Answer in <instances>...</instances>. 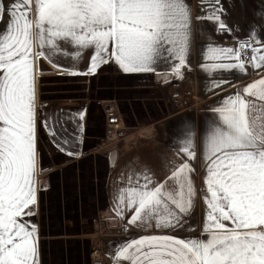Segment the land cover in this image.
I'll use <instances>...</instances> for the list:
<instances>
[{"label": "snow or ice", "instance_id": "6c2138e0", "mask_svg": "<svg viewBox=\"0 0 264 264\" xmlns=\"http://www.w3.org/2000/svg\"><path fill=\"white\" fill-rule=\"evenodd\" d=\"M4 12L0 4V18ZM8 14L0 32V264H36V228L23 220L36 201V61L57 66V54L81 59L90 50L87 71L71 75L94 74L113 58L124 72L142 73L167 56L179 62L173 68L180 76L190 13L184 0H14ZM246 47L210 48V59L236 61L210 67L243 71ZM260 51L252 47L257 68L264 66ZM216 111L220 126L207 137L204 161L207 239L146 236L124 243L113 254L116 264H264V78ZM184 151L194 158L191 142ZM192 170L188 164L175 169L173 184L121 191L117 214L127 209L133 213L128 223L176 228L194 204Z\"/></svg>", "mask_w": 264, "mask_h": 264}, {"label": "crops", "instance_id": "0c3cea01", "mask_svg": "<svg viewBox=\"0 0 264 264\" xmlns=\"http://www.w3.org/2000/svg\"><path fill=\"white\" fill-rule=\"evenodd\" d=\"M14 0H0L5 12L0 18V32H4L9 23L8 9ZM189 9V48L185 55V67L191 70L180 84L187 96L177 99L166 97L168 113L151 126L126 130V139L117 150V159L109 169L106 181L107 207L118 222L128 229V234L120 238L102 240V251L109 264H116L114 253L121 246L146 236L170 235L180 239H204L203 231L206 218V189L204 167L206 142L213 128L220 126L217 108L223 102L245 86L264 78V66L255 67L252 57L241 61L245 67L216 68L210 66L218 63L231 64L232 59L212 60L210 48L239 49L240 44L247 42L251 47L260 49L264 54V0H184ZM215 14L219 20L208 19ZM224 27L221 28L220 24ZM68 50V49H65ZM76 49H71L75 51ZM94 53L84 51L81 59H72L57 54L53 65L47 58L43 62L54 70L53 73H39L38 60L35 64L36 74V174L35 194L39 176V155L41 143H46L57 154L66 159H80L84 154L85 142L89 132L91 101L79 92L77 85L69 79L88 75H71L70 72L84 73L90 66ZM179 62L174 58H160L153 66L154 71L134 73L154 77L159 73L174 74L173 65ZM105 66L114 67L115 71L123 70L115 63L114 58L101 64L95 73ZM94 73V74H95ZM177 76V75H176ZM171 84L169 90H175ZM129 130V131H128ZM54 133V134H53ZM191 142L194 158L184 151L185 145ZM71 153V154H69ZM188 164L193 169L188 175L193 182L196 195L191 210L182 218L174 229H159L153 226H137L128 223L132 212L125 209L118 215L115 197L130 187H139L149 183V188L159 184H173L172 172ZM25 221V219L23 218ZM31 227V225L29 224ZM36 240V264L41 262L40 242ZM120 264H129L121 260Z\"/></svg>", "mask_w": 264, "mask_h": 264}, {"label": "rangeland", "instance_id": "374dc122", "mask_svg": "<svg viewBox=\"0 0 264 264\" xmlns=\"http://www.w3.org/2000/svg\"><path fill=\"white\" fill-rule=\"evenodd\" d=\"M69 80L91 101L89 132L80 159H66L41 143L38 179H46L47 187L37 185L36 201L30 206L33 214L23 217L36 228L40 264H91L93 248L99 247L103 255L102 240L120 238L112 235L100 218L108 209L106 181L112 150L99 148L102 118L92 101L115 100L127 129L134 131L151 126L168 113L167 96H187L185 89L180 90L177 76L159 84L154 77L118 72L112 66ZM171 84L173 91L169 90Z\"/></svg>", "mask_w": 264, "mask_h": 264}, {"label": "built area", "instance_id": "2783aa9c", "mask_svg": "<svg viewBox=\"0 0 264 264\" xmlns=\"http://www.w3.org/2000/svg\"><path fill=\"white\" fill-rule=\"evenodd\" d=\"M253 55L252 47H246L243 50V60L249 61ZM182 75L177 76L180 82L183 78H186V74H191V70L183 66L180 68ZM176 76V75H175ZM97 113L102 118V133L100 137L99 148L112 149L118 148L119 145L123 144L126 139L127 127L124 123L121 111L115 100H93ZM109 227V226H108ZM112 230H108L112 235L117 237L126 236L128 229L126 226L121 225L118 222L116 227H109ZM92 263L91 264H109L108 259L100 254L99 247L93 248L92 251Z\"/></svg>", "mask_w": 264, "mask_h": 264}, {"label": "water", "instance_id": "95a60500", "mask_svg": "<svg viewBox=\"0 0 264 264\" xmlns=\"http://www.w3.org/2000/svg\"><path fill=\"white\" fill-rule=\"evenodd\" d=\"M38 72L39 73H53L54 70L48 67L42 59L38 60ZM154 79L159 84H166L169 83L172 79L171 73H159L154 75ZM117 159V150H112L108 156V163H109V169H112ZM39 187H42L43 189L47 187V180L42 179L38 182ZM100 218L102 220H105L107 222V225L109 227H116L118 225V220L116 216L111 213L109 209L106 211H103L100 215Z\"/></svg>", "mask_w": 264, "mask_h": 264}, {"label": "bare ground", "instance_id": "6f19581e", "mask_svg": "<svg viewBox=\"0 0 264 264\" xmlns=\"http://www.w3.org/2000/svg\"><path fill=\"white\" fill-rule=\"evenodd\" d=\"M103 223H104V226H105V228L107 229V230H112L111 228H109L108 226H107V224L105 223V220L104 221H102ZM106 224V225H105Z\"/></svg>", "mask_w": 264, "mask_h": 264}]
</instances>
